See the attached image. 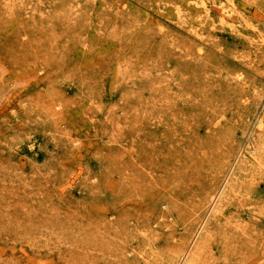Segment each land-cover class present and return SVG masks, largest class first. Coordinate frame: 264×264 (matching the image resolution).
<instances>
[{"label": "rangeland", "instance_id": "rangeland-1", "mask_svg": "<svg viewBox=\"0 0 264 264\" xmlns=\"http://www.w3.org/2000/svg\"><path fill=\"white\" fill-rule=\"evenodd\" d=\"M260 116L264 0H0V264H264Z\"/></svg>", "mask_w": 264, "mask_h": 264}, {"label": "bare ground", "instance_id": "bare-ground-1", "mask_svg": "<svg viewBox=\"0 0 264 264\" xmlns=\"http://www.w3.org/2000/svg\"><path fill=\"white\" fill-rule=\"evenodd\" d=\"M257 123H258L257 127H259V128L262 127V124H263L262 116H260L258 118V122ZM258 151H259L258 145L254 144V143H251L250 147L247 148V154H248L249 158H251L252 160L257 159ZM229 178L224 183L225 187H223V189H221L218 192V194L215 195V197H214V199L212 201L211 208H212V210H214V212H216L218 210V206L220 205L219 201L221 200V198H223L224 191L226 192L225 188L227 187V184H228L227 182H228ZM195 243H196V241H194L193 245ZM197 245H198V247H200L199 246V242L197 243ZM195 246H196V244H195ZM180 253L181 252L175 253V255L172 256L170 264H193L194 263V260H195L194 256H195V253H196L195 251L193 252L194 254H191V255H190L191 249H190V251L189 250H185L183 253H181V254Z\"/></svg>", "mask_w": 264, "mask_h": 264}]
</instances>
